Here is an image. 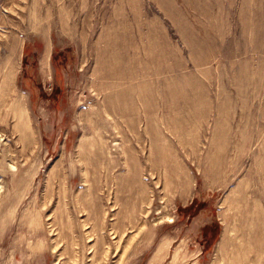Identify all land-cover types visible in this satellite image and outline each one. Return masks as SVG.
Instances as JSON below:
<instances>
[{
	"label": "rangeland",
	"instance_id": "374dc122",
	"mask_svg": "<svg viewBox=\"0 0 264 264\" xmlns=\"http://www.w3.org/2000/svg\"><path fill=\"white\" fill-rule=\"evenodd\" d=\"M0 264H264V0H0Z\"/></svg>",
	"mask_w": 264,
	"mask_h": 264
},
{
	"label": "bare ground",
	"instance_id": "6f19581e",
	"mask_svg": "<svg viewBox=\"0 0 264 264\" xmlns=\"http://www.w3.org/2000/svg\"><path fill=\"white\" fill-rule=\"evenodd\" d=\"M225 246V245H224ZM225 249V248H224Z\"/></svg>",
	"mask_w": 264,
	"mask_h": 264
}]
</instances>
